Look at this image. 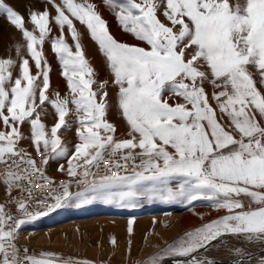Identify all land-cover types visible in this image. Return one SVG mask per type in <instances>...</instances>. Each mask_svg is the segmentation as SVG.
I'll use <instances>...</instances> for the list:
<instances>
[{"label":"snow or ice","instance_id":"1","mask_svg":"<svg viewBox=\"0 0 264 264\" xmlns=\"http://www.w3.org/2000/svg\"><path fill=\"white\" fill-rule=\"evenodd\" d=\"M102 2L135 43L118 40L92 0H46L55 15L47 7L30 10L31 30L24 16L0 0V16L24 42L15 45L18 61L0 58V184L7 196L0 203V264H92L17 246L23 225L72 201L135 208L141 200L176 199L187 205L203 201L225 214L140 264H217L196 254L214 242L226 246L225 237L238 241L229 249L236 257L231 264H264V255L243 247L264 244V0ZM76 22L97 45L110 82L97 80ZM52 23L60 32L54 38ZM46 40L66 83L63 95L50 92ZM109 84L117 90L123 137L108 119ZM49 106L51 127L44 121ZM73 125L77 142L70 149L63 133ZM24 140L35 156L21 147ZM61 158L66 166L58 171L72 179L57 187L46 166ZM39 191L48 195L37 198ZM133 224L130 218L129 236ZM110 243L115 246L116 238Z\"/></svg>","mask_w":264,"mask_h":264},{"label":"rangeland","instance_id":"2","mask_svg":"<svg viewBox=\"0 0 264 264\" xmlns=\"http://www.w3.org/2000/svg\"><path fill=\"white\" fill-rule=\"evenodd\" d=\"M6 2L25 17V26L29 30L32 29L31 23L28 22L30 10L43 11L47 7L51 15H55L54 8L47 4L46 0H6ZM92 2L99 6L102 17L108 22L111 33L118 40L135 43L131 36L120 30L115 16L105 7L102 0H92ZM76 27L82 33V43L88 59L96 69L97 80H108L110 82L111 76L97 45L90 39L84 26L76 22ZM51 28V37L59 36V29L54 23L51 24ZM65 37L69 44L73 43L67 29H65ZM17 43H24L21 33L10 25L5 17L0 16V58L10 56L18 61L15 50ZM22 52L27 55L24 49H22ZM43 52L52 69L50 73V92L59 91L63 95L67 92L66 83L60 74L59 62L48 40L43 45ZM31 71L33 74L37 71L34 63ZM18 74L19 68L17 66L13 70V75ZM108 91L112 103L108 119L116 124L117 136L123 137L127 129L125 122L117 113V90L109 84ZM47 112L44 121L51 127L55 123V115L50 106ZM23 131L26 135L28 134L29 126L27 124L23 126ZM63 138L71 149L77 142L74 125L70 131L63 133ZM21 147L26 148L35 156L30 141L24 140ZM35 158L40 159L39 156ZM61 164L66 166V159L50 160L46 166V174L58 181L72 179L66 173L58 171ZM93 171L96 170L93 169ZM99 174H103L102 169ZM77 190L79 189L73 181L72 191ZM6 199L5 188L0 184V203L5 202ZM223 214H225L223 211L213 210L206 202L195 201L192 205H187L181 199L170 201L141 200L135 208L101 201L88 203L72 201L62 208L37 219L35 222L23 225L18 233L17 244L21 249L27 247L30 254L50 252L56 254L62 260H87L92 264H140V262L163 249L167 243L177 240L187 231L194 230ZM130 218H134L131 236L127 231ZM179 221L183 223V225L180 224V228L178 227L179 231L169 235V229ZM112 226L119 228L118 234L117 231L110 228ZM111 237L116 238L117 244L115 246L110 243ZM214 243L215 247L208 248V252L215 255L212 256V259L218 263L221 260L220 257L227 258L229 264H231L235 258L229 249L238 245V241L231 237H225L223 243L226 246H221L220 242ZM243 247L245 251L264 254V244H246ZM173 259L185 258L177 257ZM163 264H172V260L166 259Z\"/></svg>","mask_w":264,"mask_h":264},{"label":"bare ground","instance_id":"3","mask_svg":"<svg viewBox=\"0 0 264 264\" xmlns=\"http://www.w3.org/2000/svg\"><path fill=\"white\" fill-rule=\"evenodd\" d=\"M54 180V179H53ZM186 220H187V218H186ZM179 223V224H178ZM178 223H176L171 229H169V231H168V234L170 235V234H173V233H175V232H178L179 231V226H180V224L181 225H183V223L181 222V221H179ZM116 226V225H115ZM115 226H112V227H110V228H112V229H114L115 231H117L116 233L118 234V232L120 231L119 230V228H115ZM117 227V226H116ZM179 227V228H178ZM178 234V233H177ZM164 245V244H163ZM254 253V252H253ZM255 254H257V253H255ZM197 255V257L198 258H209V259H212V256H215V255H213L212 253H209L208 252V249L207 250H201L200 252H199V254H196ZM257 255H264V254H257ZM219 258V257H218ZM221 258V260L220 261H218V263L217 264H229V261L227 260V258H222V257H220ZM234 258H236L235 256H234ZM253 264H255V259H253Z\"/></svg>","mask_w":264,"mask_h":264},{"label":"built area","instance_id":"4","mask_svg":"<svg viewBox=\"0 0 264 264\" xmlns=\"http://www.w3.org/2000/svg\"><path fill=\"white\" fill-rule=\"evenodd\" d=\"M54 181L56 182V186L58 187V185L60 184L61 181H58V180H54ZM13 195H19V193L18 192H14ZM47 195H48L47 192L39 191L37 198H42V197H45ZM34 208H35V205L33 204V209ZM9 209L13 212V214H17L14 205H9ZM17 246H18V244H17Z\"/></svg>","mask_w":264,"mask_h":264},{"label":"water","instance_id":"5","mask_svg":"<svg viewBox=\"0 0 264 264\" xmlns=\"http://www.w3.org/2000/svg\"><path fill=\"white\" fill-rule=\"evenodd\" d=\"M186 259V258H185Z\"/></svg>","mask_w":264,"mask_h":264}]
</instances>
